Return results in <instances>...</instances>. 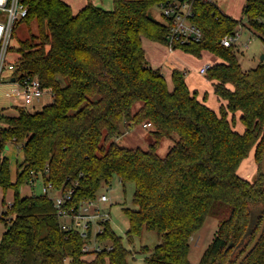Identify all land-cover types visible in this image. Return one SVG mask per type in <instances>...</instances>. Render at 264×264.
Returning a JSON list of instances; mask_svg holds the SVG:
<instances>
[{"label":"trees","instance_id":"obj_1","mask_svg":"<svg viewBox=\"0 0 264 264\" xmlns=\"http://www.w3.org/2000/svg\"><path fill=\"white\" fill-rule=\"evenodd\" d=\"M164 0H112L104 9L90 0L76 13L63 0H23L27 12L20 21L36 22L37 32L18 39L16 79L36 76L50 87L52 102L31 112L16 105L15 115H0V187L14 189V199L0 215L6 227L0 239V264H129L132 255L109 225L97 236L112 248L84 258L83 237L60 227L47 194L21 197L19 185L42 174L61 192L72 188L70 203L95 198L102 183L117 175L132 182V202L123 207L127 239L154 231L159 242L142 246L144 264H192L189 240L206 217L219 224L197 264H233L255 237L264 216V63L243 70L233 44L221 38L240 21L225 14L212 0L192 2L191 21L202 38L174 44L196 57L203 50L221 58L206 71L217 80L214 93L227 101L218 112L199 100L185 81V70L164 74L145 58L141 38L165 44L169 25L149 15ZM242 15L264 41V0H245ZM12 37H15L14 29ZM13 49L9 46L8 49ZM231 86L230 87H228ZM94 96L97 99L92 100ZM139 103L137 110L133 106ZM241 112L245 126L234 129ZM149 123L154 141L148 149L119 146L113 139L122 127ZM177 134L164 156L157 148L163 137ZM23 152L12 182L7 143ZM255 146L256 173H237ZM241 264H264V232Z\"/></svg>","mask_w":264,"mask_h":264},{"label":"rangeland","instance_id":"obj_2","mask_svg":"<svg viewBox=\"0 0 264 264\" xmlns=\"http://www.w3.org/2000/svg\"><path fill=\"white\" fill-rule=\"evenodd\" d=\"M93 4L95 2L90 0ZM215 1L218 7L224 13H227L231 17L240 21V24L237 26V30L239 31V37L233 42V47L235 53L237 55L238 61L240 66L243 70H248L257 66L259 63L263 62L264 59L261 58V55L264 54V41L248 27L247 19L245 16L242 15V7L241 3L242 0H212ZM96 4L102 7V4L111 5L112 8V1L111 0H96ZM103 8V7H102ZM149 15L157 20H163L160 14V8L157 5H154L150 11ZM37 32V25L34 20H32L29 24L25 23L24 21L17 20L14 26V33L15 37H12L10 40V45L13 49H8L5 55V61L2 66V72L0 74V115H6L11 113H15V106L22 103V96H21V89L19 86L18 80H11L13 76L11 74V70L9 65H15L18 58V53L15 48L18 45V39L25 38L29 36L30 33L35 34ZM247 45V46H246ZM191 57L190 62H186V73L188 74V85L191 89H194L195 84V76H190V73L194 71L196 67L199 66L201 59L205 57L213 58V54H203V57H196L194 55L189 54ZM194 60L197 61L198 65L194 64ZM206 77V75H205ZM207 78V77H206ZM208 79V78H207ZM210 80V79H209ZM213 83H216L217 80H212ZM231 88V86L228 85ZM207 87V91H209ZM214 92V90H213ZM197 95V92H196ZM217 95V94H216ZM206 96L205 93H200L198 98ZM220 100L223 101L221 104L223 107H226L227 101L220 96H218ZM47 96H44L41 99V102L46 100ZM92 100L97 99V96L91 98ZM200 100V99H199ZM139 103L133 106V111L137 110L139 107ZM26 107V106H25ZM221 107V106H220ZM28 110H36L39 108L38 106H30L26 107ZM4 112V113H3ZM17 113V112H16ZM15 113V114H16ZM241 112L236 110L235 112L227 110V119L231 120V117L234 116L235 123L234 129L238 132H243L244 125L240 122L239 117ZM6 124L0 121V126H5ZM152 128L150 126L144 127L142 124H137L131 127H122V132L120 135L115 137L113 140L119 145L129 148L140 147L142 149H148L150 144L154 141L153 135L151 133ZM177 134H173L171 137H163L160 141V144L157 148V153L159 156H164L167 151L169 150L170 146L176 141ZM8 145V143H7ZM7 145L5 149L7 148ZM18 146V145H17ZM255 150V146H253L249 151V156L253 154ZM8 153L9 159V172H10V179L16 180L15 172H16V160L20 159V151L18 147H10ZM257 165V164H256ZM252 159L250 158L245 159L239 168V174L241 176L244 175L246 172H250L252 170ZM257 167V166H256ZM256 173V168L255 172ZM254 176V175H253ZM252 176V177H253ZM243 177V176H242ZM251 177V178H252ZM15 180L13 182H15ZM12 181V180H11ZM39 186V185H36ZM35 186V188H36ZM11 188V187H8ZM7 188V189H8ZM23 190V191H22ZM18 191H22V194L28 193L29 190L24 185H19ZM134 191V184L132 182L121 184L117 175H113L109 183H102L99 190L97 191V195L101 193H105L108 197L106 201H99L98 206L100 207L101 211L109 212V225L112 230L119 236L122 237L123 244L130 249L132 255L128 257L129 264H144L143 258L144 255L138 253L142 246H147L148 248H152L155 244L159 242L158 235L154 231L150 230H143L141 236H132L130 241L127 239L126 231L128 228V221L123 212V207H131L134 208L132 202V193ZM11 189L6 192L4 203L2 202V195L0 193V211L1 209H5L6 206H9V202L11 200ZM51 194H56L55 191H52ZM1 215V213H0ZM3 222L0 221V235L3 229ZM219 221L218 219L208 216L205 218L204 223L202 226L194 232L189 240V253H188V260L192 264H197L204 250L210 244L213 236L215 235L217 228H218ZM97 244L104 247L110 245L109 240H101L97 238ZM86 242L89 244L88 251L84 254V258L89 260L93 257L95 253L92 246L94 244V240L89 237ZM65 264H72L68 259L65 261Z\"/></svg>","mask_w":264,"mask_h":264},{"label":"built area","instance_id":"obj_3","mask_svg":"<svg viewBox=\"0 0 264 264\" xmlns=\"http://www.w3.org/2000/svg\"><path fill=\"white\" fill-rule=\"evenodd\" d=\"M194 0H164L158 4L160 14L165 23L169 25L166 34L167 42L165 45L169 50L175 49L174 44L190 41H199L202 38L200 27L191 21L192 2ZM27 7L23 0H0V74L5 61V55L10 45L12 31L15 22L26 15ZM239 37V31L235 29L232 33L224 35L220 42L224 46H230ZM247 46V45H246ZM14 80H18L21 89L22 106H34L35 101L43 97L44 94L51 93L50 87L41 85L36 76L24 74L16 79L15 71L17 65H9ZM210 67L209 63L202 65L200 73L205 74ZM11 77V78H12ZM144 127L150 126L149 123L142 124ZM41 174V173H38ZM42 176V174H41ZM44 184V183H43ZM54 189L50 183L44 184L43 192ZM56 190V189H54ZM57 196L51 197L57 216L59 217L60 227L64 231L77 230L84 239L82 250L88 251L89 244L86 240L91 237L95 242L92 246L94 252L103 249H111L112 245L100 246L97 244V236L103 232V222L109 219V212L101 211L97 205L99 201H106L108 197L105 193L96 195L95 198L81 200L75 208L69 201L73 192L72 188L65 191L60 190Z\"/></svg>","mask_w":264,"mask_h":264},{"label":"crops","instance_id":"obj_4","mask_svg":"<svg viewBox=\"0 0 264 264\" xmlns=\"http://www.w3.org/2000/svg\"><path fill=\"white\" fill-rule=\"evenodd\" d=\"M63 1H65L66 3H68L70 5L73 13H76L79 9H81L87 3L88 0H63ZM93 1L95 2V4L97 3L96 0H93ZM242 1L243 2L241 3V7L243 6L245 0H242ZM102 7L104 9H111V5H109V3L102 4ZM225 14H227V13H225ZM141 42H142V47L144 49V54H145L146 60L148 61V63L153 68H159L160 69V71L164 74V76H165V78L167 80L168 87L171 88L172 87L171 71L174 68L182 69V70L186 71L187 66H186L185 63L186 62H190L192 60L191 57L188 56L190 53L184 52L181 49L169 50L165 44L150 40V39H148V38H146L144 36L141 38ZM203 54H206V55L211 54L212 55L213 53L209 52V51H206V50H203L201 52L200 58L203 57ZM213 56H214L213 58L205 57V58L201 59L200 63H198L197 61L194 60V64L195 63L199 64V66L196 67L194 69V71L190 73V76H195V78H196L195 79L196 82H195V84L193 86L194 89H191L189 87V85H188V78H189V76L187 74L188 72L186 73L185 81H186L190 91H196L198 97L200 96V93H205L206 92V96L205 97L202 96L201 98H198V97L197 98L202 100L208 107H210L214 111L218 112V110H219L221 104L223 103V101L220 100L218 95H216L213 92V84H212L213 81L207 79L205 77L206 74H202L199 71L200 67L202 65L206 64V63H209L210 65H212L213 63L221 61L220 57L216 56L215 54H213ZM198 64H195V65H198ZM207 87H209L208 88L209 91L206 90ZM44 96H47L48 98H46V100L41 102V99H43ZM43 97L41 99L35 101V105L38 106L39 108H37L36 110H30L29 109V111H31V112L39 111L45 104H48V103L52 102L51 93L44 94ZM15 113H16V111H15ZM15 113H11V114H8V115H15ZM244 129H245V126H244ZM240 133H242V132H240ZM13 146L14 147L15 146L18 147L16 143L9 142L8 145H7V148L2 151V155L6 156L8 158V156H7L8 153H9L8 150H9L10 147H13ZM18 149L21 150L20 147H18ZM20 152H21L20 153L21 154L20 155V159L16 160V167H17V165H19V164H21L23 162V152H22V150ZM250 156H251V159H252V166H253L252 170H250V172H246L244 175L241 174V177L243 176V178H247V179H251V177L254 175L255 168L257 166L256 162L254 160V151H253V154L250 155ZM250 156L248 154V156L241 161L240 165L242 164V162L245 159L250 158ZM240 165H239V167L237 169V173L238 174H239ZM16 173H17V168H16V172H15V177H16ZM11 180L13 182L15 180V178L11 179ZM21 185H24L29 190V192L25 193V194H22L23 190L20 191L19 194H20L21 197L29 196L31 194H36V195L44 194V192L42 190L44 184H43V178H42L41 174L37 175V179L34 182H32V183H23ZM36 185H39V186H36ZM35 186H36V188H35ZM10 189L12 191L11 192L12 197H11V200L9 202V205L12 203V201L14 199V189L13 188L3 189L2 187H0V193L2 195V199L1 200H2L3 203H4V198H5L6 192L8 190H10ZM52 191H55L56 194L52 195L51 194ZM47 193L49 194V196L54 197V196H57L59 194V191L54 190V189H48ZM2 211H3V209H1L0 213H2ZM5 229H6V227L3 224V229H2V232H1V235H0V239H1V236H2L3 232L5 231Z\"/></svg>","mask_w":264,"mask_h":264},{"label":"water","instance_id":"obj_5","mask_svg":"<svg viewBox=\"0 0 264 264\" xmlns=\"http://www.w3.org/2000/svg\"><path fill=\"white\" fill-rule=\"evenodd\" d=\"M261 58L264 59V54L261 55ZM12 81H14V77L11 78ZM261 170L264 174V149L263 154L261 158ZM264 232V216L261 221L260 227L253 238L252 242L249 244V246L241 253V255L237 258V260L233 264H241V262L247 257V255L254 249L256 244L258 243L259 239L261 238L262 234Z\"/></svg>","mask_w":264,"mask_h":264}]
</instances>
